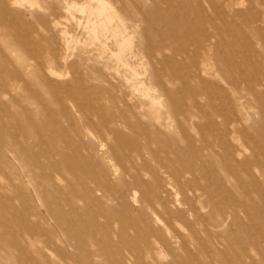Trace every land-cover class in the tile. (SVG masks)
<instances>
[{
	"label": "rangeland",
	"instance_id": "1",
	"mask_svg": "<svg viewBox=\"0 0 264 264\" xmlns=\"http://www.w3.org/2000/svg\"><path fill=\"white\" fill-rule=\"evenodd\" d=\"M263 36L264 0H0V264H264Z\"/></svg>",
	"mask_w": 264,
	"mask_h": 264
},
{
	"label": "bare ground",
	"instance_id": "2",
	"mask_svg": "<svg viewBox=\"0 0 264 264\" xmlns=\"http://www.w3.org/2000/svg\"><path fill=\"white\" fill-rule=\"evenodd\" d=\"M100 4H101V3H100ZM101 5H102V4H101ZM104 7H105V6H104ZM98 10H99V9H98ZM104 10H106V9H103V11H104ZM98 13L100 14V13H101V11H100V12H98ZM103 13H104V14H105V13H107V14H108V12H103ZM101 14H102V13H101ZM105 15H106V14H105ZM110 18H111V17H110ZM111 20H112V19H111ZM109 21H110V19H109ZM263 37H264V36H263ZM131 71H132V70H131Z\"/></svg>",
	"mask_w": 264,
	"mask_h": 264
}]
</instances>
